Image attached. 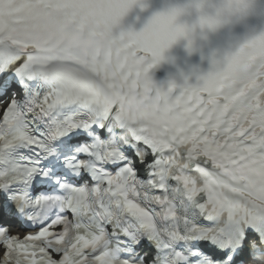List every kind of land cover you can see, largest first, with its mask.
<instances>
[{
  "label": "snow or ice",
  "instance_id": "1",
  "mask_svg": "<svg viewBox=\"0 0 264 264\" xmlns=\"http://www.w3.org/2000/svg\"><path fill=\"white\" fill-rule=\"evenodd\" d=\"M137 7L0 0V96H21L0 108V264H264V0H174L138 32ZM214 39L195 86L154 83L173 45Z\"/></svg>",
  "mask_w": 264,
  "mask_h": 264
}]
</instances>
